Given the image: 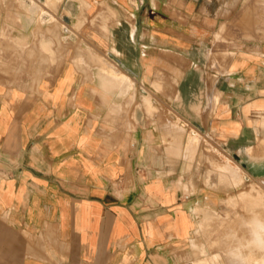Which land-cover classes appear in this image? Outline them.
Instances as JSON below:
<instances>
[{"label": "crops", "instance_id": "0c3cea01", "mask_svg": "<svg viewBox=\"0 0 264 264\" xmlns=\"http://www.w3.org/2000/svg\"><path fill=\"white\" fill-rule=\"evenodd\" d=\"M248 176L264 0H0V264H195L197 210ZM263 199L230 200L231 264H264Z\"/></svg>", "mask_w": 264, "mask_h": 264}, {"label": "rangeland", "instance_id": "374dc122", "mask_svg": "<svg viewBox=\"0 0 264 264\" xmlns=\"http://www.w3.org/2000/svg\"><path fill=\"white\" fill-rule=\"evenodd\" d=\"M226 165L234 168L232 169V172L238 170V168L235 169L237 166L230 161L229 164ZM263 179L264 178H253L248 176V178L246 180L244 179L240 185L236 186V188L226 194V199L223 202L224 206H222L220 210L214 211L205 208L207 211L212 212L207 219L204 218V208L197 210L198 222L191 239L194 240L198 246L202 247L205 252L201 253L198 248L193 247L190 239L188 244L190 252L185 255L187 259H191L195 264L201 259L205 260L206 264H231L228 260L226 249L230 243H233L236 240V238L235 236H228L227 233L231 228H238L239 232L244 229V219H247L246 216L249 214L246 209L251 207L250 203L253 202L247 200L246 204L244 201H234V203H231L230 200L231 198H236L240 191L252 190V187L262 190L264 197ZM258 207L262 208L263 204H259ZM263 209L262 211L264 212ZM237 233L238 232H236V234ZM216 252L219 253L220 256L214 260L213 254ZM211 260L214 262H210Z\"/></svg>", "mask_w": 264, "mask_h": 264}]
</instances>
